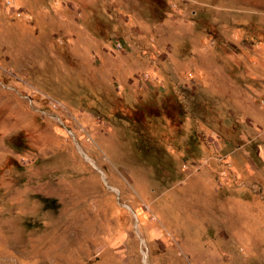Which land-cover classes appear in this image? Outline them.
I'll return each instance as SVG.
<instances>
[{
  "label": "rangeland",
  "instance_id": "obj_1",
  "mask_svg": "<svg viewBox=\"0 0 264 264\" xmlns=\"http://www.w3.org/2000/svg\"><path fill=\"white\" fill-rule=\"evenodd\" d=\"M0 264H264V0H0Z\"/></svg>",
  "mask_w": 264,
  "mask_h": 264
},
{
  "label": "bare ground",
  "instance_id": "obj_2",
  "mask_svg": "<svg viewBox=\"0 0 264 264\" xmlns=\"http://www.w3.org/2000/svg\"><path fill=\"white\" fill-rule=\"evenodd\" d=\"M91 160V159H90Z\"/></svg>",
  "mask_w": 264,
  "mask_h": 264
}]
</instances>
